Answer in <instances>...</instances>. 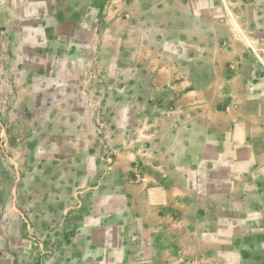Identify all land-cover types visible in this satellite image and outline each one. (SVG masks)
I'll list each match as a JSON object with an SVG mask.
<instances>
[{
	"label": "rangeland",
	"instance_id": "rangeland-1",
	"mask_svg": "<svg viewBox=\"0 0 264 264\" xmlns=\"http://www.w3.org/2000/svg\"><path fill=\"white\" fill-rule=\"evenodd\" d=\"M102 1L74 30L67 11L0 0V264H60L82 230L88 260L107 257L98 230L137 228L127 204L148 184L227 188L211 144L177 170L203 124L264 116V0Z\"/></svg>",
	"mask_w": 264,
	"mask_h": 264
},
{
	"label": "crops",
	"instance_id": "crops-1",
	"mask_svg": "<svg viewBox=\"0 0 264 264\" xmlns=\"http://www.w3.org/2000/svg\"><path fill=\"white\" fill-rule=\"evenodd\" d=\"M101 1L22 0V6L54 7L49 13L56 17L60 11H67L69 15L60 21L77 30L83 12L100 6ZM69 35L77 36L78 32ZM72 36L70 40L68 34L57 37L54 44H68ZM255 119L256 127L241 120L229 122L226 136L203 124V136L198 137L192 159L179 154L177 170L185 178L188 170L202 163L208 145L216 148L215 155L227 156L233 179L225 190L202 193L181 177L167 186V191L163 186L165 191L157 198L151 196L154 186L148 184L147 196L129 199L127 204V213L137 228L114 225L112 230L110 225L98 230L114 238L112 243L104 244L109 251L107 257L93 255L95 258L88 260L92 255L87 250L96 243L89 241L88 232L82 230L78 239L58 252L60 264H264V116ZM220 139H225V145L220 146ZM174 188L176 196L171 195ZM241 238L244 244H239Z\"/></svg>",
	"mask_w": 264,
	"mask_h": 264
}]
</instances>
